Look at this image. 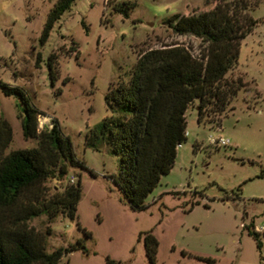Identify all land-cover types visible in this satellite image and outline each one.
<instances>
[{"label": "rangeland", "instance_id": "1", "mask_svg": "<svg viewBox=\"0 0 264 264\" xmlns=\"http://www.w3.org/2000/svg\"><path fill=\"white\" fill-rule=\"evenodd\" d=\"M55 1L0 0V81L22 87L43 112L37 130L50 127L55 118L76 157L94 173L68 166L61 175L57 166L50 167L40 184L42 199L78 178L80 197L73 219L41 213L27 220L43 237L45 251L80 239L85 252L73 250L57 264H110L107 258L115 264H264V232H259L260 248L248 233L264 223V0H247L246 12L256 24L240 41L236 66L224 75L240 78L244 86L221 110L217 103L206 104L200 121L198 100L187 106V136L142 209H132L111 179L118 156L104 143L99 150L85 146V132L110 115L105 93L128 80L143 51L172 42L195 55L203 50L199 37L176 33L163 20L210 10L215 0H74L40 44ZM52 52L53 84L46 66ZM17 103L16 96L0 89V115L12 129L5 152L38 145L37 137H23ZM219 137L228 144L210 141ZM147 232L158 241L153 262L145 253Z\"/></svg>", "mask_w": 264, "mask_h": 264}, {"label": "trees", "instance_id": "2", "mask_svg": "<svg viewBox=\"0 0 264 264\" xmlns=\"http://www.w3.org/2000/svg\"><path fill=\"white\" fill-rule=\"evenodd\" d=\"M73 1L54 2L39 35L40 44L45 43L54 22ZM132 4L123 3L125 8ZM248 8L247 0H215L210 10L167 16L163 20L166 26L176 33L199 37L204 42L203 50L195 55L178 42L149 48L137 57L128 80L105 93L111 113L85 132L84 144L99 150L100 143H104L118 156V171L111 179L132 209L145 207V196L158 183L160 175L170 170L177 145L186 138L187 106L198 100L200 121L206 104L217 103L221 110L244 86L240 78L227 80L224 75L236 66L240 41L256 24L246 12ZM40 60L37 53L36 63ZM55 63L56 55L52 52L46 60L51 84L57 79ZM0 89L18 99L17 115L23 137L38 138L37 147L5 152L12 129L0 115V264H57L73 250L85 252L82 241L77 239L46 252L43 237L28 226L27 220L41 213L48 217L61 213L73 219L80 197V179L45 200L40 184L49 176L51 166H57L61 175L68 166L82 167L92 176L94 173L76 157L70 137L60 130L55 118L50 127L37 130V117L43 112L33 105L22 87L0 81ZM248 233L260 248L259 232L254 226L248 228ZM143 243L147 258L153 262L157 239L147 232ZM107 262L115 264L113 259L107 258Z\"/></svg>", "mask_w": 264, "mask_h": 264}, {"label": "built area", "instance_id": "3", "mask_svg": "<svg viewBox=\"0 0 264 264\" xmlns=\"http://www.w3.org/2000/svg\"><path fill=\"white\" fill-rule=\"evenodd\" d=\"M184 136L186 137L187 136V131L185 130L184 132ZM210 141H212L213 143L215 144H220V145H226L228 144V140L225 139V138H222V137H219V138H212L210 139ZM181 146V143H179L177 145V147H180ZM254 230L257 231V232H264V223L261 224L260 226H254Z\"/></svg>", "mask_w": 264, "mask_h": 264}]
</instances>
